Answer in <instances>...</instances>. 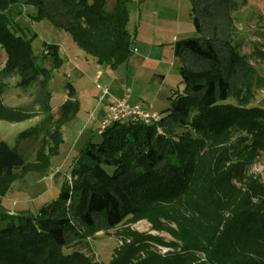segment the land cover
<instances>
[{"label":"trees","instance_id":"obj_1","mask_svg":"<svg viewBox=\"0 0 264 264\" xmlns=\"http://www.w3.org/2000/svg\"><path fill=\"white\" fill-rule=\"evenodd\" d=\"M14 1L0 0V47L6 57L0 97L14 74L20 87L36 84L41 99L39 112L26 113L6 108L0 98V121L9 123L51 112L47 83L61 62L56 44L34 53L36 35L26 39L11 26L7 12ZM21 1L34 9L35 19L68 32L97 64L113 69L130 58V0H114L111 12L107 0ZM189 2L199 36L173 44L184 90L169 97L158 124L116 122L100 143H88L71 163L58 198L36 216L2 214L8 223L0 229V264H101L70 249L140 219L174 241L123 228L118 234L123 245L109 264H264V186L248 174L264 152V110L241 102L238 91L250 88L251 69L232 38V25L221 36L216 22L222 15L231 21L235 7L232 0ZM47 59L50 68L43 66ZM72 93L50 130L40 124L19 136L42 131L33 162L25 163L16 148L0 142V197L27 173L47 174L62 141L60 126L78 107ZM154 245L173 252L159 254Z\"/></svg>","mask_w":264,"mask_h":264},{"label":"rangeland","instance_id":"obj_2","mask_svg":"<svg viewBox=\"0 0 264 264\" xmlns=\"http://www.w3.org/2000/svg\"><path fill=\"white\" fill-rule=\"evenodd\" d=\"M232 3L235 11L230 12L231 21L227 22L223 15L216 16L218 34L227 36V26L232 25V38L240 56L251 69L252 77L250 88L240 87L239 97L247 107L264 110V0H232ZM113 5L114 0H107L106 11L111 12ZM126 7L132 54L127 62L113 69L97 64L90 54L76 46L68 32L56 28L48 19H35L34 9L21 0H15L9 7L7 17L11 26L26 39L36 35L31 41L34 53L43 49L45 44H56L61 62L47 83L51 112L17 123L0 121V142L16 148L25 163L33 162L35 150L43 137L42 131H35L25 139L19 136L40 124L43 130H50L52 122L61 117V108L70 89L78 107L72 118L60 126L62 141L57 153L50 158L47 176L27 173L13 184L10 192L0 197V229L8 223L2 214L22 211L24 215L36 216L43 205L58 198L73 160L88 143L101 142L102 135L98 130L104 119L105 105L128 95L130 103L141 105L149 112L164 114L170 106L169 97L184 90L179 74L180 59L173 55L169 45L163 48L159 45L171 41L173 36H178L177 40L199 36L192 22L189 0H130ZM216 12L224 13L225 10L216 9ZM5 58V51L0 47V70ZM43 66L50 68L51 61L47 59ZM97 74L99 80H96ZM160 76H163L162 80ZM18 82V75L6 78V87L0 97L2 104L26 113L39 112L40 89L36 84L20 87ZM229 102L234 101L231 98ZM156 132L164 135L160 126L156 127ZM248 174L264 186V152L250 166ZM123 228L158 237L164 242L174 241L167 233L156 231L146 219H140L116 229L102 230L85 243L75 245L70 252L77 250L96 263L109 264L115 249L123 245L122 236L118 235ZM152 250L159 254L173 252V249L161 245H154Z\"/></svg>","mask_w":264,"mask_h":264},{"label":"built area","instance_id":"obj_3","mask_svg":"<svg viewBox=\"0 0 264 264\" xmlns=\"http://www.w3.org/2000/svg\"><path fill=\"white\" fill-rule=\"evenodd\" d=\"M106 93V89L104 90ZM126 95L122 99L110 103L105 110L104 119L98 132L102 134L109 126L116 122H142L145 125H155L161 120V114L149 112L138 104H132Z\"/></svg>","mask_w":264,"mask_h":264},{"label":"crops","instance_id":"obj_4","mask_svg":"<svg viewBox=\"0 0 264 264\" xmlns=\"http://www.w3.org/2000/svg\"><path fill=\"white\" fill-rule=\"evenodd\" d=\"M145 1H143L142 3H144ZM166 36H163V38H165ZM178 36H173L172 39H170L171 41H167V43H160V47L163 48L165 45H169L170 46V49H171V52L173 53L174 55V52H173V44L178 41L177 40ZM166 40H169V39H166ZM153 41H154V38H153ZM152 48H153V45H152ZM134 51H136V49H134ZM163 77V76H162ZM162 77L160 76V79L162 80ZM100 79V76L99 74L96 75V80H99ZM112 103V102H111ZM110 103H108L109 105ZM108 105H105V108L103 109V112H102V118L104 117V114H105V110H106V107ZM38 117V116H37ZM37 119V118H35ZM47 175L45 176H42V177H46ZM19 212H22V211H19ZM24 213V212H23Z\"/></svg>","mask_w":264,"mask_h":264}]
</instances>
